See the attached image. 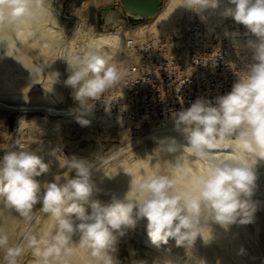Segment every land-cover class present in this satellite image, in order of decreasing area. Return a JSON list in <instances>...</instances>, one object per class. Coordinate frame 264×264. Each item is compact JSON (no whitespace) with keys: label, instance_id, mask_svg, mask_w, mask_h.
Segmentation results:
<instances>
[{"label":"clouds","instance_id":"9594fccd","mask_svg":"<svg viewBox=\"0 0 264 264\" xmlns=\"http://www.w3.org/2000/svg\"><path fill=\"white\" fill-rule=\"evenodd\" d=\"M221 2L186 0L181 5L201 14L220 8ZM45 4L46 0H0V23H37L49 12ZM220 15L243 25L256 37L245 45L251 52L250 62L240 75L236 74L237 80L227 94L214 102L197 98L187 109L172 113L174 128L185 143L175 137L156 141L152 155H172L174 164L167 174L141 179L134 196L128 192L123 197L111 195L109 202L93 198L103 193L94 172L102 171L108 156L94 168L82 159L53 150L51 155L67 171L41 184L35 178L50 170L41 156L21 147L19 141L5 152L0 159V201L29 224L39 223L42 215L57 222L54 234L38 238L28 231L16 246H8V235L0 232V248H6L5 264H18L26 249L34 250L37 264H65L73 252L74 237L80 248L89 250L94 264H120L118 244L141 220L147 221L151 245L159 248L172 239L176 246L186 249L193 248L198 237L205 244L214 239L212 229L204 238L205 226L217 224L228 231L231 225L253 222L258 210V203L252 199L258 179L256 164L264 160V0H226ZM236 35L225 32L226 37ZM6 42L7 36L0 32V43ZM60 58L67 62L70 73L65 85L73 89V98L80 105L69 114L79 125L89 126L88 117L95 108L90 101L99 100L124 73L95 47ZM229 148L234 150L231 156H219L206 173L195 177V191L177 190L172 178L175 174L192 179L183 163L185 152L208 159ZM73 170L75 175L70 176ZM85 205H90V212Z\"/></svg>","mask_w":264,"mask_h":264},{"label":"rangeland","instance_id":"374dc122","mask_svg":"<svg viewBox=\"0 0 264 264\" xmlns=\"http://www.w3.org/2000/svg\"><path fill=\"white\" fill-rule=\"evenodd\" d=\"M162 1L159 13L166 8L168 10L164 11V15L159 20L132 21L122 16L124 23L121 27L140 31L142 29L136 27L148 24L151 32L159 34L180 29L191 19H199L208 27L218 28L224 33L232 31L229 30L228 25L236 24V27H244L233 19H225L220 15L226 0H222L220 8L209 9L201 14L182 6L181 4L186 0H173L174 4L170 7L169 0ZM104 6L121 7L119 0H111L108 3H101V0H46L45 7L49 12L40 23L22 21L11 25V36L19 42L20 52H24L27 67L24 71H19L12 61L19 52L18 49H13L14 56L13 53L10 55L0 53V159L7 150L12 149L16 141H19L21 147L35 151L45 163L50 165L48 173L35 178L43 184L67 171L59 167L58 160L51 155L53 150L69 158L75 156L93 164V167L96 164H98L96 167L100 165L94 162L95 159L100 162L108 156L104 160L102 171L94 172L97 186L103 190V193L108 194L101 193L93 198L109 202L111 195L123 197L128 192L130 197L134 196L136 183L153 175L167 174L174 161L172 155L161 156L158 153L152 155L157 147L155 143H146L139 149V144L145 138L137 142L130 137L126 127L114 122L112 117L118 105L120 80L102 93L99 100L90 101L95 104V108L93 114L88 117L91 120L89 126L79 125L74 116L69 114L70 109L79 108L80 105L73 98V89L65 85L70 73L67 62L60 57L66 58L69 54L95 47V44H92L93 37L117 31L105 32L100 29L102 22L98 23L97 10ZM201 16L204 19H201ZM71 41L74 44L72 46ZM242 49H244L243 53L251 55L246 47ZM97 50L110 56V62L119 69L125 61L121 59L120 45L113 44L108 48ZM50 64L54 65L55 74L52 70L47 71L46 67ZM55 65L60 68L61 75H58V68ZM9 87L12 88V93ZM13 108H20L23 112L14 111ZM37 108L46 111L38 112ZM124 134H127L126 137L123 136ZM177 135L180 137L175 136V138L185 143L183 136ZM229 149L224 152L231 155ZM110 153L116 154L110 155ZM213 159L214 157L197 159L184 153L183 163L197 176L206 173L209 167L217 162ZM259 162L264 164V160H258L256 164L258 179L252 199L258 203V210L252 223L234 224L228 231L217 224L210 225L211 228L205 226L204 238L210 236L212 229L214 239L205 244L198 237L195 246L186 249L176 246L172 239L159 248L151 245L146 233L147 221L141 220L136 229L130 230L118 244L116 255L120 264H134L139 261L145 264H264V167H259ZM69 175L74 176L75 171L73 170ZM172 178L175 182L178 175L175 174ZM178 184L180 183H175L177 190H189L186 186L182 187V184ZM39 207L40 205H37V208ZM3 208L4 203L0 201V211ZM85 208L86 211H91L90 205H85ZM8 210L7 215L0 217V232L8 235V246L19 244L28 231L38 238L54 234L56 231L57 222L48 215H42L39 223L29 224L14 210L9 208ZM77 239L74 237L71 245L73 252L66 258L65 264H72L73 258L80 264H94L89 250L80 248ZM5 255L6 248H0V264H5ZM38 259L34 250L26 249L18 258V264H37Z\"/></svg>","mask_w":264,"mask_h":264},{"label":"built area","instance_id":"2783aa9c","mask_svg":"<svg viewBox=\"0 0 264 264\" xmlns=\"http://www.w3.org/2000/svg\"><path fill=\"white\" fill-rule=\"evenodd\" d=\"M136 28L142 30L125 37L121 97L113 115L135 140L174 126L172 113L197 98L214 102L230 92L247 63L238 43L199 19L159 34L148 24Z\"/></svg>","mask_w":264,"mask_h":264},{"label":"bare ground","instance_id":"6f19581e","mask_svg":"<svg viewBox=\"0 0 264 264\" xmlns=\"http://www.w3.org/2000/svg\"><path fill=\"white\" fill-rule=\"evenodd\" d=\"M111 0H101V3H108L110 2ZM171 4H174L173 3V0H169L168 1V6L170 7ZM167 6V7H168ZM117 11L120 13V14H124L123 13V10L121 7H118L116 8ZM168 9H164L163 11H161L159 14H157L152 21H157L159 20L163 15H164V11L166 12ZM38 23V22H37ZM40 23V21H39ZM36 24V23H34ZM230 26L229 27V30L232 29V31L230 33H237L236 36H228L229 37V41L230 42H234V43H238L239 46V49L241 50V55L243 59H245L248 62H250V57L251 55L250 54H247V53H243L245 45L247 43V40L249 39H252V40H255L256 37L253 36L251 33H248L247 32V29L245 27H236V24H234L233 26L231 25H228ZM11 30H12V26L9 25V24H2L0 23V32H2L4 35L7 36V42L6 44L5 43H0V53H3L4 55H10V53L12 54L13 52V49H18L19 52L16 53L15 55V59L12 60L14 61V64L16 66V68L19 70V71H24L27 67V61H26V57L24 56V52H20L21 49H20V45H19V42H17L12 36H11ZM134 31H137L136 29H132V28H129V27H120L119 30H117L115 33H108V34H100V35H97L96 37H93L92 39V44H95V47H98L96 49H104V48H108L110 47L111 45L113 44H116V45H120V47L122 48V55H121V59H125L126 58V49H125V37L128 35V34H131V32H134ZM77 33V32H76ZM71 43V46L74 45L73 44V41L70 42ZM93 46V45H92ZM94 47V46H93ZM72 48V47H71ZM70 48V49H71ZM76 48V47H75ZM77 49V48H76ZM75 49V50H76ZM72 50V49H71ZM71 50H69L71 52ZM73 50V51H75ZM17 51V50H16ZM77 51V50H76ZM79 51V50H78ZM80 52V51H79ZM83 52V51H81ZM78 53V52H77ZM26 55V54H25ZM68 55V54H67ZM13 56H14V53H13ZM7 57V56H6ZM9 58V57H8ZM59 62V61H58ZM56 63V62H55ZM60 65V64H59ZM54 66V65H53ZM53 66L50 64L49 66H47V71H50L52 70V73L55 74L54 70H53ZM55 67L58 68V75H61V71H60V68L58 67V65H55ZM56 68V69H57ZM59 78V77H58ZM57 78V80H59ZM65 79V78H64ZM12 87V86H11ZM12 88L9 87V90L11 91L12 93ZM118 96L121 97V93L119 92L117 94ZM74 106V105H73ZM72 106V107H73ZM65 107V106H64ZM12 108V107H11ZM69 108V107H68ZM10 109V108H9ZM76 109V108H75ZM12 110L14 111H17V112H23L22 109L20 108H13ZM69 110V109H68ZM37 111L38 112H43L46 111L44 110L43 108H37ZM66 111V110H65ZM62 113V112H61ZM57 114V113H56ZM65 114V113H64ZM66 115V114H65ZM61 116V115H59ZM64 117V116H63ZM114 118V117H112ZM115 123H118V125L122 126L123 127V124L120 123L118 120L116 119H113ZM118 121V122H117ZM126 133V132H125ZM176 133V134H175ZM177 134H181L179 133L178 131L175 130L174 126H171V127H167L165 129H161V130H156V131H151L150 133L147 134L146 138L144 139V141L139 144L138 148L141 149L143 147V145H145L146 143H156V141L158 139H162V138H165V137H180L179 135ZM127 134H124L123 136L126 137ZM178 142L180 143H184L182 142L181 140H179L178 138H176ZM141 140V139H140ZM140 140H136L137 142H139ZM121 150V149H120ZM119 150V151H120ZM228 149H224L222 150L220 153H218L216 156H213L214 159L213 160H218L219 156H222V155H226V156H231L233 154V150H230V152L232 153L231 155L229 154H226L227 152H224ZM119 151H116V152H119ZM122 153V152H121ZM148 153V152H147ZM189 155H191L190 153L188 152H185ZM111 154V153H110ZM116 154V153H115ZM117 156V155H116ZM148 157V156H147ZM96 158V157H95ZM98 158V157H97ZM100 159V158H99ZM111 159V158H110ZM94 162H99L98 159H95ZM196 163V161H193ZM199 162V161H198ZM104 163V162H103ZM194 163V164H195ZM206 163V162H205ZM91 164V163H90ZM192 164V163H191ZM93 166V164H91ZM98 165V164H96ZM96 165L94 167H96ZM185 167L189 170V168L187 167V165L184 163ZM196 165V164H195ZM258 166L259 167H264V164L262 162H259L258 163ZM200 167V166H199ZM210 168V167H209ZM148 170V169H147ZM189 171H192L191 169ZM198 172V171H197ZM191 173V176H192V179L191 180H188V179H185V178H182L178 173V178L175 180V183H180L178 185H181L182 187L186 186L187 188L190 189H196V185L194 183V179L196 177V175H194L192 172ZM261 175V174H260ZM42 180V179H41ZM9 213V210L7 207H5L4 205V208L0 211V217H2L3 215H7ZM48 224V223H47ZM50 225V224H49ZM48 226V225H47ZM75 261V262H74ZM72 264H80L79 261L76 262V259L73 258L72 260Z\"/></svg>","mask_w":264,"mask_h":264},{"label":"water","instance_id":"95a60500","mask_svg":"<svg viewBox=\"0 0 264 264\" xmlns=\"http://www.w3.org/2000/svg\"><path fill=\"white\" fill-rule=\"evenodd\" d=\"M124 14H120L116 8L101 7L97 10L100 29L105 32L118 30L124 23L122 16L132 21H146L153 19L160 11L162 0H119Z\"/></svg>","mask_w":264,"mask_h":264}]
</instances>
